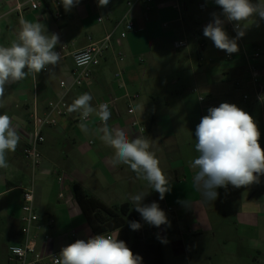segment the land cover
Listing matches in <instances>:
<instances>
[{
	"label": "crops",
	"instance_id": "0c3cea01",
	"mask_svg": "<svg viewBox=\"0 0 264 264\" xmlns=\"http://www.w3.org/2000/svg\"><path fill=\"white\" fill-rule=\"evenodd\" d=\"M35 1L40 3L37 9L31 6ZM18 4L22 5L21 9L17 8ZM220 11L212 0H156L150 11L141 5L129 9L124 1L118 0H110L106 8L98 7L97 0H80L70 12H65L60 0H0V45L10 46L17 37L21 20H27L42 23L49 34H58L57 47L62 43L69 47L51 73L42 71L6 86L0 98V114L10 116L20 135L16 150L6 154L8 167L0 168V264H11L9 246L23 241L21 215L25 190L34 191L40 219L32 233L40 250L59 254L62 247L77 239L94 236L74 198V184L109 207L131 205L140 218L130 196L149 192L143 202L159 203L171 221V227L156 228L141 218L144 238L153 237L162 246L165 264H192L194 260L199 264H216L212 258L217 256L218 248L226 253L217 257L224 258L221 264H264V175L259 183L249 186L218 188L217 199L208 201L193 182L198 170L190 166L199 155L195 150L197 124L210 107L223 102L235 104L253 117L264 149V100L255 99V85L235 86L237 80H248L251 76L264 84V21L257 25V18L251 17L241 22L245 35L237 41L239 51L228 58L203 35L204 26L212 19L210 14ZM126 13L136 29L126 38H120L121 28H118L113 48L101 65L93 69L92 76L81 87L68 92L66 98L71 104L87 92L97 109L101 102L112 101L108 125L111 129L124 130L129 139L140 135L133 121L146 128L143 135L151 140L150 151L158 158L172 186L163 200L128 165H112L114 149L99 138L102 122L95 113L87 121V132L79 127L78 112L60 117L57 125L46 127L45 142L40 147L42 161L37 167L24 154L32 138L31 114L43 115L48 102L57 100L61 94L60 83L73 81L71 53L85 47L89 36L96 41L102 39ZM225 30L230 37L236 36L232 23L226 22ZM190 34L198 35L194 37L198 44L192 42L189 46ZM182 40L186 46L175 49L174 42ZM200 40L205 42L201 55ZM256 49L260 57L253 55ZM119 52L124 54L122 59ZM146 60L148 67L141 68ZM169 70L173 76L190 73L181 76L184 79L181 85L191 86L192 95L187 94L190 91L186 95L178 91L175 94L153 91L155 84L150 89L154 76H163ZM117 73H122V77L116 78ZM245 94L250 96L247 101L243 98ZM140 105L144 106L142 113L137 110ZM130 108L134 113L128 112ZM61 175L65 177L63 190L58 183ZM61 193L63 197L59 196ZM178 201L188 202L189 208ZM157 234L167 243L157 239ZM46 235L49 240L45 239ZM202 249L208 252L202 254ZM204 257L206 260H202ZM42 264L51 261L46 259Z\"/></svg>",
	"mask_w": 264,
	"mask_h": 264
},
{
	"label": "clouds",
	"instance_id": "9594fccd",
	"mask_svg": "<svg viewBox=\"0 0 264 264\" xmlns=\"http://www.w3.org/2000/svg\"><path fill=\"white\" fill-rule=\"evenodd\" d=\"M98 7H106L110 0H97ZM221 11L212 12V19L203 28L204 37L210 39L215 48L232 55L239 51L237 41L245 35L242 23L251 17L264 21V0H212ZM80 0H60L65 12L77 6ZM232 23L235 37L225 30V23ZM60 43L59 35L49 34L40 22L21 20L20 29L10 46L0 45V98H3L6 86L24 80L29 75L42 71L51 73L59 63L61 55L56 51ZM80 62V61H78ZM262 97V96H261ZM261 97L259 98L261 100ZM93 97L85 92L68 106L69 113L80 114L79 127L88 131V118L95 113L102 122L98 129L104 144L114 149L112 165H128L138 178L148 182L152 190L159 193L163 200L171 191V183L160 168V162L150 151L151 140L143 135L129 139L122 129H111L108 121L111 111L107 103L98 109L91 104ZM203 99V97L201 98ZM141 113L144 106H137ZM261 133L253 117L235 104L221 103L210 107L195 129V150L199 155L191 161V167L197 169L193 182L208 201L217 199L218 188L227 189L228 185L241 188L260 182L264 175V149L259 140ZM20 135L12 125L7 113L0 114V168H7L6 154L14 152L19 144ZM149 192L131 195L134 209L142 220L150 226L171 227L166 212L156 201L145 204L144 198ZM189 208L188 202L178 201ZM129 227L136 231L142 228L139 221H129ZM120 228L111 234H99L85 239H77L60 249L54 258V264H142L143 258L134 254L125 241L120 240ZM162 243L167 240L157 234ZM20 253L19 248H13Z\"/></svg>",
	"mask_w": 264,
	"mask_h": 264
},
{
	"label": "built area",
	"instance_id": "2783aa9c",
	"mask_svg": "<svg viewBox=\"0 0 264 264\" xmlns=\"http://www.w3.org/2000/svg\"><path fill=\"white\" fill-rule=\"evenodd\" d=\"M124 1L126 6L129 9L134 8L135 6L141 5L146 8L147 11H150L154 6L156 0H118ZM32 8L37 9L40 6V3L37 1L32 2ZM22 5L18 4L17 8L21 9ZM108 7V5L106 6ZM105 7V8H106ZM178 8V5L175 6ZM103 18H99V22H102ZM121 28L119 32L120 38H126L127 34L133 32L136 29L135 22L130 18L129 13H126L117 21L115 29L111 32L107 33L100 40H93L91 36L88 37V44L82 49L75 50L71 53L73 62H74V72H73V81L71 84H68L66 81H62L60 86L62 88V92L57 98V100H52L48 102L47 109L43 115L38 114L37 112H33L30 116V120L32 123V138L29 144L24 149V154L30 160V163L33 167H37L42 161V153L40 147L45 142L44 129L46 127L55 126L58 123V118L65 117L69 114L67 111L68 106L70 105L66 95L73 89L81 87L83 83L88 80L93 73V69L99 65H101L103 59L105 58L106 53L113 48V38L115 35V31ZM186 46V41H176L173 44L175 49H181ZM60 52L61 59H63L66 54L69 52V47L67 44L62 43L55 49ZM253 55L255 57H260L261 53L259 50H254ZM119 58H123L124 54L122 52L118 53ZM230 58V56H228ZM60 59V60H61ZM80 61V62H78ZM251 70L254 71V66L251 67ZM45 72V71H44ZM116 78H121L122 73H117L115 75ZM255 85L256 89V97L257 101L264 100V84H261L259 79L255 76H251L248 80H237L235 82L236 88H245V86ZM262 96V97H261ZM261 97V100L259 99ZM244 100L247 101L250 99L249 94L244 95ZM204 101V98L201 99ZM102 103H107L109 106L113 104V102L103 101ZM99 104V105H100ZM130 114L134 113V109L130 108L128 110ZM90 117V116H89ZM89 119V118H88ZM80 121V115L78 117ZM81 122V121H80ZM133 126L138 127L141 126L137 121L132 122ZM145 131L146 128L144 127ZM144 131V132H145ZM58 183L60 185V189L63 190L65 187V177L59 176ZM63 197L61 193L59 195ZM39 215L36 212L35 204H34V191L33 189L25 190L23 193V205H22V215L21 222L22 228L21 233L23 235V241L19 245H10L9 250V260L11 264H42L46 259L51 261V264H54V258L57 256V253H45L40 250L38 247L37 237L32 233L34 228H38ZM52 223V221H50ZM45 239L49 240V236L46 235ZM13 248H19L20 253H14L12 251Z\"/></svg>",
	"mask_w": 264,
	"mask_h": 264
},
{
	"label": "trees",
	"instance_id": "16d2710c",
	"mask_svg": "<svg viewBox=\"0 0 264 264\" xmlns=\"http://www.w3.org/2000/svg\"><path fill=\"white\" fill-rule=\"evenodd\" d=\"M204 48L205 42L200 40L199 55ZM73 194L94 235L111 234L120 228L118 238L125 241L134 254L143 258L142 264H165L162 246L153 237L145 239L142 228L134 231L129 227V221H139L142 224L131 205L125 203L109 207L77 184L73 185Z\"/></svg>",
	"mask_w": 264,
	"mask_h": 264
},
{
	"label": "rangeland",
	"instance_id": "374dc122",
	"mask_svg": "<svg viewBox=\"0 0 264 264\" xmlns=\"http://www.w3.org/2000/svg\"><path fill=\"white\" fill-rule=\"evenodd\" d=\"M119 35V34H118ZM117 36V35H116ZM115 36V37H116ZM194 37H198V35H193V34H190V36H188V41H191L190 42V44H189V46H192L193 45V43L192 42H194V43H196V44H198L197 43V41H195L194 40ZM148 65V60H146V62H145V64H142V66H141V68H146V67H148L147 66ZM187 70H189L188 68H187ZM190 75V73H181V75L180 76H177V75H175V76H173V74H172V70H169L166 74H164L163 76L162 75H159V74H156L155 76H154V78H153V80H151L150 81V83H152V84H150L149 83V86H150V89H152L153 88V84H155L154 86H155V89L153 90V91H157V90H162V91H164V93L165 94H169L170 92H173L174 94L175 93H177L176 91H178V93H180V94H182V95H186V92L187 91H190V93H187L188 95H192L191 94V86H189L188 84H185V83H183L182 85H181V83L182 82H184V79L181 77V76H189ZM157 76H159V78H157ZM178 79H180V81L178 80ZM173 81H176V83H173ZM147 88V87H146ZM193 106H195V105H193ZM196 108H198L197 106L196 107H193L192 109L194 110V109H196ZM51 182L52 183H54L55 184V180L53 179V178H51ZM143 182V181H142ZM221 250L222 249H220V248H218V253H216L217 254V256H214L213 258H212V260L216 263V264H221V262H223V260H224V258H217V257H221L222 256V254H224L223 252H221ZM204 252H208L206 249H202V254L204 253ZM226 254V253H225ZM224 254V255H225ZM228 254V253H227ZM203 259H205L206 260V258L204 257V258H202V260ZM171 264V263H170ZM176 264V263H175ZM186 264V263H185ZM192 264H199L198 263V261L196 260H194V262L192 263ZM201 264V263H200Z\"/></svg>",
	"mask_w": 264,
	"mask_h": 264
}]
</instances>
